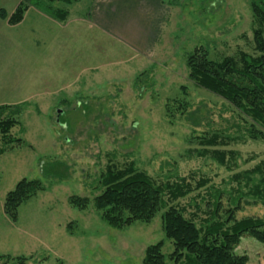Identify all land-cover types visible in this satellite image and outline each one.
<instances>
[{
	"label": "rangeland",
	"instance_id": "obj_1",
	"mask_svg": "<svg viewBox=\"0 0 264 264\" xmlns=\"http://www.w3.org/2000/svg\"><path fill=\"white\" fill-rule=\"evenodd\" d=\"M167 2L170 20L146 55L89 23L92 0L53 3L70 12L62 25L37 18L34 5L24 21L0 23V107L20 106V124L11 134L23 140L0 154V256H24L26 264H143L146 249L159 241L169 255L164 210L150 223L121 229L101 218L93 199L109 164L134 162L159 184L186 178L193 190L172 204L199 226L217 192L221 215L237 189L248 192L253 182L245 174L264 161V141L250 139L246 119L190 79L187 56L202 46L215 60L239 50L255 55L249 0ZM182 87L189 110L200 118L197 126L179 114L173 122L166 115V104L175 108L174 100L184 95ZM215 133L223 135L221 144L202 143ZM217 150L226 153L227 165L219 163ZM55 161L63 165L53 169ZM46 170L65 178L47 177ZM24 178L41 180L44 190L21 204L13 221L6 197ZM202 179L207 183L196 188ZM72 195L91 202L79 209L71 205ZM246 200L252 202L241 200L236 219L264 216L262 203ZM235 254L247 257L246 264H264V243L244 233Z\"/></svg>",
	"mask_w": 264,
	"mask_h": 264
},
{
	"label": "trees",
	"instance_id": "obj_2",
	"mask_svg": "<svg viewBox=\"0 0 264 264\" xmlns=\"http://www.w3.org/2000/svg\"><path fill=\"white\" fill-rule=\"evenodd\" d=\"M77 1L80 0H31L29 3L21 2L10 16H7L6 11L0 10V16L10 24H17L23 20L29 6L34 5L50 16L64 21L69 15V10L54 8L52 4L61 2L69 5ZM249 3L253 15L256 54L239 50L236 56L215 60L210 58L205 47H196L187 56V66L190 79L194 83L226 100L246 119V135L250 139L264 141V0H249ZM181 89L184 95L174 100L175 108L170 101L166 104V115L173 122L179 114L197 126L200 118L189 110L191 102L187 98L186 88ZM8 109L9 114L3 117ZM20 112V106L0 107V136L4 144L0 147V154L14 143H23L22 138L11 134L13 128L20 124L16 117ZM221 136L223 137L222 134L215 133L211 138L203 139L202 143L217 146L223 140H220ZM215 154L219 163L227 165L225 152L217 150ZM59 165H63L62 162H52L53 169ZM45 174L50 178H65L63 172L46 170ZM245 175L248 181L253 182H250L248 192L237 189L235 192L238 195L231 198V207L224 211V215L220 214L223 209L222 192H217L213 202H208L207 216L201 220L200 226L194 216H186L184 207L172 204L193 190L186 178L159 184L134 162L124 168L109 164L101 178L103 189L94 197L93 202L101 218L109 226L118 229L129 227L136 222L150 223L164 210V231L167 239L173 244V251L169 255L165 254L163 241L152 244L146 249L143 264H246L247 257H238L235 248L244 233L264 243V216L238 220L235 213L241 208V200L245 197L252 200H246L247 202L264 205V161ZM206 183L207 181L202 179L196 188L199 189ZM41 190H44L41 180H20L7 194L4 206L6 214L13 221H17L21 204ZM69 201L71 205L82 210L91 202L89 198L78 195H72ZM2 257L6 259L2 264H7L10 259H14L15 264H26L28 261L24 256H0V259Z\"/></svg>",
	"mask_w": 264,
	"mask_h": 264
},
{
	"label": "crops",
	"instance_id": "obj_3",
	"mask_svg": "<svg viewBox=\"0 0 264 264\" xmlns=\"http://www.w3.org/2000/svg\"><path fill=\"white\" fill-rule=\"evenodd\" d=\"M30 1L5 0V5L9 7L3 5L0 6V10L9 11L12 15L21 2ZM32 8L29 6L22 21ZM38 8L34 7L37 18L57 20L60 25L66 23L70 16L60 21ZM178 9L177 7L175 14ZM172 11L173 6L167 0H92L88 17L92 18L89 22L92 25L125 42L138 54L146 55L153 52L161 32L170 20ZM1 22L12 25L8 20L1 19Z\"/></svg>",
	"mask_w": 264,
	"mask_h": 264
}]
</instances>
